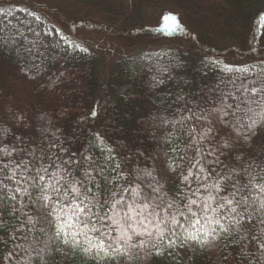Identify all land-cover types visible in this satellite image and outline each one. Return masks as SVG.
<instances>
[{"label":"trees","instance_id":"1","mask_svg":"<svg viewBox=\"0 0 264 264\" xmlns=\"http://www.w3.org/2000/svg\"><path fill=\"white\" fill-rule=\"evenodd\" d=\"M0 8V147H16L11 159L17 162L39 166L42 158L51 165L60 163L55 157L67 160L74 153L82 164L83 155L100 163L111 147L130 180L143 187L150 182L143 171L154 170L172 196L182 181L179 169L167 167L169 157L180 163L188 140L178 127L165 139L173 126L161 124V117L177 118L189 100L206 103L218 95V85L226 87L221 80L233 75L238 83L264 82L258 79L264 69V0H0ZM17 25L29 39L27 28L40 33L38 51H26L22 40L12 42ZM113 42L130 53L115 55ZM225 64L232 73L221 71ZM237 148L239 153L221 157V168L238 169V154L264 161V131ZM94 175L101 187H111ZM0 209V264H29L26 254L30 264H42L27 246L42 248L34 238L46 239L39 229L48 226L21 230L8 202H0ZM188 232L198 239L145 264H264L253 244L245 249L207 226ZM42 255L47 264H82L79 257H50L47 249Z\"/></svg>","mask_w":264,"mask_h":264},{"label":"snow or ice","instance_id":"2","mask_svg":"<svg viewBox=\"0 0 264 264\" xmlns=\"http://www.w3.org/2000/svg\"><path fill=\"white\" fill-rule=\"evenodd\" d=\"M14 27L17 39L13 43L22 40L26 51L39 50L40 33L27 28L33 35L29 39L24 28ZM221 71L232 73L233 68L225 64ZM258 79L264 81V69ZM238 80L235 75L221 80L226 87L218 85V95L209 96L204 104L187 101L184 108L177 109L175 119L161 117V124L173 126L165 139L178 127L188 140L180 163L169 157L167 167L173 172L179 169L182 181L172 196L154 170L143 171L150 177L143 187L130 180L111 147L100 163L83 155L82 164L73 153L67 160L55 157L60 163L51 165L38 158L39 166L35 161L11 159L16 147H0V202H8L18 222L14 227L30 232L37 224L48 226V230L39 229L46 239L34 238L43 247L35 250L29 245V251H36L42 264H47L42 255L45 249L50 257L54 253L68 259L79 257L82 264H145L154 256H171L170 249L182 247L188 240H197L189 228L199 232L207 226L212 234L219 232L233 243L243 242L245 249L253 244L259 260L264 261V161L244 160L238 154V169L226 164L220 167L222 156L239 153L238 144L247 145L258 131H264V82L256 87L257 81H250V87ZM179 99L185 98L181 95ZM4 157L9 158L7 163ZM140 171L135 169L138 179ZM94 173L111 187H101ZM29 206L40 215L32 214ZM4 223L0 219V228ZM181 232L185 233L182 241ZM10 234L15 239V233ZM245 254L252 256L251 252ZM7 258L15 260L12 253ZM24 259L30 264L31 255Z\"/></svg>","mask_w":264,"mask_h":264},{"label":"rangeland","instance_id":"3","mask_svg":"<svg viewBox=\"0 0 264 264\" xmlns=\"http://www.w3.org/2000/svg\"><path fill=\"white\" fill-rule=\"evenodd\" d=\"M120 44H123V43H120ZM111 50H112L113 52H115V55L118 56L119 54L124 53L123 51H125L126 49L120 47V45H117V44H115V43L113 42ZM129 53H130V51H127V52H125L123 55H125V54H129Z\"/></svg>","mask_w":264,"mask_h":264}]
</instances>
